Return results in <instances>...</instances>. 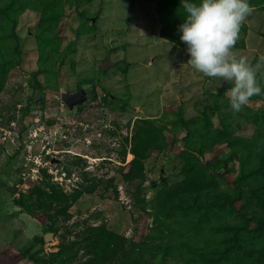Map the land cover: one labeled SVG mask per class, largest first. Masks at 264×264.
I'll return each mask as SVG.
<instances>
[{"label":"rangeland","instance_id":"374dc122","mask_svg":"<svg viewBox=\"0 0 264 264\" xmlns=\"http://www.w3.org/2000/svg\"><path fill=\"white\" fill-rule=\"evenodd\" d=\"M33 1L1 0L10 16L0 13V264H264V233L228 227L241 218L234 209L165 216L154 204L163 184L184 177L180 153L204 139L203 114L209 135L229 128L245 141L234 140L237 151L205 146L194 152L202 163L230 154L233 176L241 153L256 165L264 144V94L234 113L231 85L187 65L182 0ZM248 2L254 11L233 51L254 66L264 55V0ZM256 78L264 93V70ZM85 84L88 99L69 110L60 93ZM144 120L163 141L148 149L143 177L127 180ZM251 207L254 221L264 217ZM94 226L124 237V250L88 254Z\"/></svg>","mask_w":264,"mask_h":264},{"label":"trees","instance_id":"16d2710c","mask_svg":"<svg viewBox=\"0 0 264 264\" xmlns=\"http://www.w3.org/2000/svg\"><path fill=\"white\" fill-rule=\"evenodd\" d=\"M21 1L37 4L33 0ZM168 1L171 0H163L165 3ZM12 12L14 13L15 11ZM0 13L7 18L10 16L8 11L2 7L1 0ZM202 121L203 129H205L203 130L204 135L201 132L198 134L204 139L192 141L193 150L187 147L186 150L180 153L183 160L180 172L184 177L173 185L166 186V184H163V187L157 191L154 199L157 212L169 216L176 209L186 210L204 207V214L207 215L208 210L215 212L217 211L216 208L224 210V208L228 207L237 211L241 217L238 222H231L228 227L235 228L241 232L264 233V217L256 218L257 220L254 221L253 207L249 208V204L254 203L260 205L263 210L262 213H264V144L259 148L256 165L251 164V154L248 149L244 150L239 156L240 164L237 174L230 176L227 166L230 154L218 158L215 162L202 163L194 152L200 155L205 146L210 149L214 143L229 142L232 147L235 139L240 143L245 141L244 137L235 136L234 139L228 132L229 128L221 129L222 131L209 135L207 133L209 131V118L206 114H203ZM143 123L135 126L132 135L131 153L133 157L128 163V171L123 174L127 180L141 179L143 177V159L148 149L152 144L163 141L159 131L155 130L152 120H144ZM230 125L232 126V124ZM233 129L231 127L232 133L234 132ZM231 139H233V142ZM261 140H264V138ZM188 141L190 142L191 140L187 139V143H189ZM233 150L237 151L238 149L235 147ZM55 198L67 201L69 197L62 194V196ZM71 199L76 200L77 195H72ZM15 202L21 205L18 200H15ZM87 232L88 234L85 238L87 245L85 248L88 254L97 256L101 253L102 255V251L106 250L111 255L119 250H124V245L122 244L125 238L108 232L103 226L89 227ZM93 260H95L94 257L90 258L86 264H91ZM229 261V258L225 260V262ZM242 264H259V262L246 261Z\"/></svg>","mask_w":264,"mask_h":264},{"label":"clouds","instance_id":"9594fccd","mask_svg":"<svg viewBox=\"0 0 264 264\" xmlns=\"http://www.w3.org/2000/svg\"><path fill=\"white\" fill-rule=\"evenodd\" d=\"M186 19L179 25L180 40L187 45V65L211 78L226 81L231 110L236 113L262 89L256 74L264 70V55L253 66L247 56L233 51L242 25L253 13L248 0H182Z\"/></svg>","mask_w":264,"mask_h":264},{"label":"water","instance_id":"95a60500","mask_svg":"<svg viewBox=\"0 0 264 264\" xmlns=\"http://www.w3.org/2000/svg\"><path fill=\"white\" fill-rule=\"evenodd\" d=\"M225 82H223L222 86L218 88V91L220 92L223 88H225ZM87 87L89 85L85 84L81 86L77 91L74 92H66L63 91L60 93V98L64 102V104L67 106L69 110L73 109L75 106L83 104L88 99L87 94ZM50 233L47 232L43 235V239L46 241L49 239Z\"/></svg>","mask_w":264,"mask_h":264},{"label":"crops","instance_id":"0c3cea01","mask_svg":"<svg viewBox=\"0 0 264 264\" xmlns=\"http://www.w3.org/2000/svg\"><path fill=\"white\" fill-rule=\"evenodd\" d=\"M30 220H32L33 222H29V223H34V220L32 218H30Z\"/></svg>","mask_w":264,"mask_h":264}]
</instances>
